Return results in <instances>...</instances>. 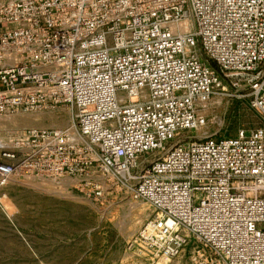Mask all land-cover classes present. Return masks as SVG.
I'll use <instances>...</instances> for the list:
<instances>
[{
  "label": "built area",
  "instance_id": "obj_1",
  "mask_svg": "<svg viewBox=\"0 0 264 264\" xmlns=\"http://www.w3.org/2000/svg\"><path fill=\"white\" fill-rule=\"evenodd\" d=\"M229 89L261 126L187 143ZM61 109L67 126L0 142V186L119 191L152 209L136 242L153 259L264 264V0L0 3V119Z\"/></svg>",
  "mask_w": 264,
  "mask_h": 264
},
{
  "label": "rangeland",
  "instance_id": "obj_2",
  "mask_svg": "<svg viewBox=\"0 0 264 264\" xmlns=\"http://www.w3.org/2000/svg\"><path fill=\"white\" fill-rule=\"evenodd\" d=\"M209 64L219 72L214 62ZM241 94L229 89L214 97L203 113L205 126L188 132L186 142L233 138L260 127ZM70 119L66 109L2 118L0 138L30 128H62ZM76 185L71 179L57 183L26 178L0 186V264H197L193 245L176 258L153 259L136 242L141 226L153 215L149 205L119 191L93 204Z\"/></svg>",
  "mask_w": 264,
  "mask_h": 264
},
{
  "label": "bare ground",
  "instance_id": "obj_3",
  "mask_svg": "<svg viewBox=\"0 0 264 264\" xmlns=\"http://www.w3.org/2000/svg\"><path fill=\"white\" fill-rule=\"evenodd\" d=\"M3 139L2 138H0V142L2 141Z\"/></svg>",
  "mask_w": 264,
  "mask_h": 264
}]
</instances>
